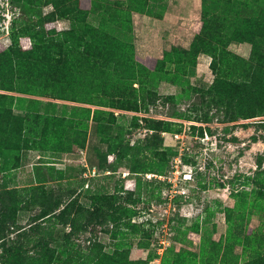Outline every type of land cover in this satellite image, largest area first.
I'll use <instances>...</instances> for the list:
<instances>
[{
	"label": "rangeland",
	"instance_id": "1",
	"mask_svg": "<svg viewBox=\"0 0 264 264\" xmlns=\"http://www.w3.org/2000/svg\"><path fill=\"white\" fill-rule=\"evenodd\" d=\"M52 1L72 12H54ZM206 3L223 35L229 19H256L264 11V0ZM9 5L0 75L16 89L0 92L16 97L0 98V211L8 206L17 213L0 221L4 233L12 238L18 228L35 226L48 201L73 199L102 205L104 220L68 239L67 223L57 222L52 264H264V112L242 114L246 95L264 98V72L255 87L234 89L227 81L231 67H264V45L248 57L229 49L240 52L237 42L220 46L214 75L197 67L200 58L193 55L180 52L177 62L174 53L162 62L164 53L145 54L177 20L185 41L193 39L203 0ZM92 38L97 42L89 46ZM128 55L135 66L137 55L153 58L134 68L124 63ZM217 76L224 81L217 84ZM43 86L70 98L52 97ZM112 101L127 104L118 108ZM38 251L24 258L48 263ZM9 261L0 246V264Z\"/></svg>",
	"mask_w": 264,
	"mask_h": 264
},
{
	"label": "trees",
	"instance_id": "2",
	"mask_svg": "<svg viewBox=\"0 0 264 264\" xmlns=\"http://www.w3.org/2000/svg\"><path fill=\"white\" fill-rule=\"evenodd\" d=\"M138 0H136L137 2ZM12 3L13 0H10ZM54 11L60 15H67L69 12H72L71 9L68 8H60L58 4L54 1H52ZM230 3L227 4L225 2L222 6L224 7L225 11H230L227 7L233 6H227ZM214 21L211 20L210 12L208 5L206 3V0H203L202 5V15L200 22H196L194 25L195 28V34L191 41V44L188 48L178 47V46H172L170 50L164 51V55L162 59V62H165L166 60H172L170 59L172 55L176 56L177 62L183 61L181 60V56L179 55L180 52L184 53L185 55H193L197 58V56L200 53H207L211 55L212 59L210 62V68L214 75L218 74L217 70L218 67H214L215 60H216V52L220 49V46L223 50H226L225 48L228 46L231 42H247L251 46V51L254 54H259L258 51L262 48L264 45V11L261 13L257 18H246L242 21L238 19V17H235L234 20L229 19V23L227 24V30L228 33L226 35H223L222 31L217 32L218 30L214 27ZM225 26V25H224ZM74 27V26H73ZM27 29L24 28L22 31H26ZM89 31H92L90 29H87ZM105 41L108 43L110 42L107 35L103 37ZM97 40L95 38H92V40L89 42V46L94 45ZM115 43V41H113ZM125 48V47H124ZM122 48V50H124ZM2 51L4 49H1ZM5 51V50H4ZM6 53V51H5ZM140 63H137L135 66V63H131L132 56L128 55L127 58L124 59V63L127 67H144L146 60L153 58L150 56L141 57V56H135ZM167 57V59H165ZM2 67H0V72H2ZM14 68V67H13ZM231 80H227L230 82V84L233 86L234 89L238 88V85L241 84L243 86H251L256 84H260L259 82L262 80L264 67H231ZM135 77V75L133 74ZM2 80V81H1ZM215 82L217 84L222 83L221 81H224L221 76L215 77ZM222 85V84H221ZM0 89L2 90H15L16 88L13 85H8L6 81H4L3 76L0 75ZM29 89V88H28ZM31 89V87H30ZM27 90V89H26ZM43 91L45 93H49V87L43 86ZM52 97L55 98H70L68 95L62 90L58 89L55 92L49 93ZM16 96L7 92H0V98L1 99H9V98H15ZM77 96L75 95L73 100L76 99ZM244 101H247V107L243 110L242 114L245 118H252L255 116L260 115L262 112H264V98L261 99L257 93H251L246 95L244 98ZM125 103H117L115 101H112L110 103L111 106L118 107V108H125ZM87 108H84L86 110ZM89 110V109H87ZM95 113L102 112V110L95 109ZM9 113L17 120L24 121L25 118H23V115L17 116V114H14L9 110ZM36 117H38L35 114ZM95 119H98L97 115H94ZM145 120L149 123L152 119L148 117H143ZM37 120L38 118H34ZM180 130V129H179ZM46 133V132H45ZM4 171L3 161H2V155H0V172ZM123 180V179H122ZM61 200H57L55 202L48 201L46 205L35 215V226L31 225L30 228L27 229H17V233L14 237L10 238L8 235L4 233L5 228L0 227V246L3 249V254L10 260L9 262L5 264H35L36 260H28L24 258V253H28L32 250H43L38 251L39 254H44L48 256V259L46 260L48 263H40L38 264H52L54 261L53 257V249L50 245V241L54 240L56 236L54 235L53 228L59 221H64L67 223L68 229L64 232V237L67 239L73 236L74 234H77L81 230L91 229L95 228L98 223H101L102 220H104V214L102 212V205L95 204L93 207H87L82 204L75 203L73 199L67 200L65 203H61ZM62 204V206H61ZM17 213V209L14 207H8L5 206L0 211V221H7L10 217H15ZM128 215L135 214L136 211L128 209L126 212ZM36 220H39L42 222L36 223ZM43 223H47V225H44ZM236 228V227H235ZM70 262V261H69ZM129 264H132L134 261L129 260ZM57 264V263H55ZM62 264H70L63 262ZM100 264V263H99Z\"/></svg>",
	"mask_w": 264,
	"mask_h": 264
},
{
	"label": "crops",
	"instance_id": "3",
	"mask_svg": "<svg viewBox=\"0 0 264 264\" xmlns=\"http://www.w3.org/2000/svg\"><path fill=\"white\" fill-rule=\"evenodd\" d=\"M174 6L178 8L177 7L178 5H174ZM171 11H175L173 7L171 8ZM171 11L170 10L168 11L169 14L175 16V13H176V15H178L177 14L178 12H174L173 14ZM156 17L157 18H154V22L157 23L159 26H163L165 23L164 19L159 18L158 16ZM182 30H183V25L177 20L176 25L171 26L170 30H167V33L170 32L168 33V35L162 32L161 33L162 36L159 35V38L156 40V42L160 43L163 46V48L160 47L159 44L153 43L152 41V44L150 45L149 48H147V50L145 51L146 52L145 54L150 55V56L154 55L157 57V56L163 55L164 51L167 49H170L169 47L171 46L180 45L184 48H188L191 43L192 38L188 39L190 41H185L186 37L184 33L182 32ZM239 44L241 45L240 52L231 49L230 46H229V49L235 52L236 54H238L239 56L248 57L249 56L248 54H250V51H251L250 44L247 42H241ZM197 58H200L199 62L197 61V67H210V62H211L212 57L209 54L200 53Z\"/></svg>",
	"mask_w": 264,
	"mask_h": 264
},
{
	"label": "built area",
	"instance_id": "4",
	"mask_svg": "<svg viewBox=\"0 0 264 264\" xmlns=\"http://www.w3.org/2000/svg\"><path fill=\"white\" fill-rule=\"evenodd\" d=\"M9 0H1L0 1V33L3 35V32H7L8 28V22H10V9L11 5ZM15 13L12 11L11 17H13ZM9 20L7 23L6 21ZM175 136L177 138L182 137L181 134L176 133ZM148 177H151L149 174Z\"/></svg>",
	"mask_w": 264,
	"mask_h": 264
}]
</instances>
